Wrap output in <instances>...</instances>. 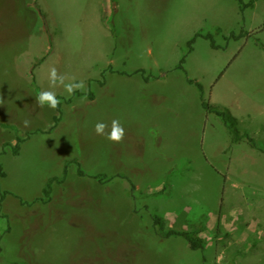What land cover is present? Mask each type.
<instances>
[{"label": "rangeland", "instance_id": "rangeland-1", "mask_svg": "<svg viewBox=\"0 0 264 264\" xmlns=\"http://www.w3.org/2000/svg\"><path fill=\"white\" fill-rule=\"evenodd\" d=\"M254 1L243 12L237 0H0V264H264V153L233 145L188 82L264 148ZM198 33L220 49L199 38L178 70ZM51 67L86 90L50 88ZM45 90L61 114L36 104ZM114 119L119 143L95 131ZM153 214L179 231L205 226L206 251L160 238Z\"/></svg>", "mask_w": 264, "mask_h": 264}, {"label": "trees", "instance_id": "trees-1", "mask_svg": "<svg viewBox=\"0 0 264 264\" xmlns=\"http://www.w3.org/2000/svg\"><path fill=\"white\" fill-rule=\"evenodd\" d=\"M240 6V9L244 12V10L246 8H250L253 7L255 5V1H251L249 3H245L244 0H237ZM258 1V0H257ZM245 37L244 34H241L240 36L234 35L232 34L230 36V38H233L235 40L241 39ZM199 38H204L210 41L211 43V47L213 49H220V47L217 45L215 38L212 34H208V35H203L201 33H198L194 36L193 39L190 40L189 44H188V53L185 54L180 62V64L178 65L177 69L181 70V71H185L184 69V63L187 59L188 54L192 53L193 51V46L196 43V41ZM148 81V80H147ZM191 85H196L199 88L200 94H201V101H202V105L203 108L207 111L208 114H214L217 117H219L223 124L225 125V127L227 128L230 136H231V143L233 145H238L241 143H244L245 141H247V143H249L250 147L252 149H257L259 151H261L262 153H264V148L260 147L258 145V143L251 137L249 131L244 130L241 127L240 121L238 118H236L229 109L227 108H223V107H214L211 103H209L208 101H206L203 98V94H204V88L200 83L195 82L194 80H189L188 81ZM104 83L102 82V85ZM75 95L77 96H83L81 91H77L75 93ZM90 100H95V95L93 93H90L88 95ZM61 98H58V100H60ZM68 104L72 103V100L67 101ZM57 112L59 114H61L62 112V104L61 102L59 103L58 107L56 108ZM55 124L60 122V116H56L55 118ZM18 143H23L26 141L25 138H23L22 136L18 137ZM19 144L17 146H15L14 148V155H18L19 154ZM0 169H1V165H0ZM65 173L67 174V169L65 170ZM79 174L81 176H84L85 174L82 171H79ZM4 175V174H3ZM57 181V179H51L46 188L43 191L44 197L39 199V201H46L45 199H47V201H49L51 199V194H52V189H53V185L54 183ZM132 190L134 189V186H132ZM9 195V192H3L0 196V206L3 204V202L5 201L6 197ZM152 220H153V224H154V229L156 231V234L162 238V239H172V238H182L184 239L190 246V248L192 250L195 251H201L204 252L206 251L207 247H208V243L207 241L202 238L201 234L204 232V230L206 229L205 226H201L200 228H192L190 230L187 231H179L173 228H169L166 224V221L163 217L153 214L152 215Z\"/></svg>", "mask_w": 264, "mask_h": 264}, {"label": "clouds", "instance_id": "clouds-1", "mask_svg": "<svg viewBox=\"0 0 264 264\" xmlns=\"http://www.w3.org/2000/svg\"><path fill=\"white\" fill-rule=\"evenodd\" d=\"M48 79L50 88H55L58 85H62L65 90L69 93V95H71L77 89L81 91L86 90V85L83 81L75 82L74 78H72L73 82L65 83L66 79L68 78L63 75H59L55 67H51L49 69ZM59 103L60 101L57 99L56 93L51 90L41 91L36 96V104L40 107H43L47 104L49 107L55 109L58 107ZM23 125L24 127H28L30 125V121L24 120ZM106 128H108V125L103 122H98L95 125V131L98 135L106 134L107 139L116 143H119L123 140L125 131L124 128L121 126L119 120L114 119L111 122V129L107 133H105Z\"/></svg>", "mask_w": 264, "mask_h": 264}, {"label": "crops", "instance_id": "crops-1", "mask_svg": "<svg viewBox=\"0 0 264 264\" xmlns=\"http://www.w3.org/2000/svg\"><path fill=\"white\" fill-rule=\"evenodd\" d=\"M238 2V1H237ZM126 79V80H125ZM125 79H123L122 81H125V82H129V84L130 85H132V86H136V88L135 89H141V87H149L150 85H151V81H149V82H147V81H143L142 80V82L140 83V84H138V83H136V81L137 80H134V79H132V78H125ZM122 83V82H121ZM122 85V84H121Z\"/></svg>", "mask_w": 264, "mask_h": 264}]
</instances>
